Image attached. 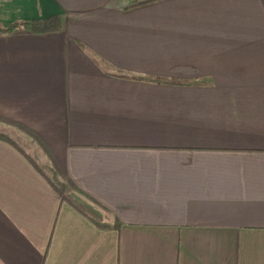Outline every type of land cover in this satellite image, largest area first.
Masks as SVG:
<instances>
[{
    "label": "crops",
    "instance_id": "0c3cea01",
    "mask_svg": "<svg viewBox=\"0 0 264 264\" xmlns=\"http://www.w3.org/2000/svg\"><path fill=\"white\" fill-rule=\"evenodd\" d=\"M48 16L0 33V134L71 186L0 140V264H264V0L0 2Z\"/></svg>",
    "mask_w": 264,
    "mask_h": 264
},
{
    "label": "trees",
    "instance_id": "16d2710c",
    "mask_svg": "<svg viewBox=\"0 0 264 264\" xmlns=\"http://www.w3.org/2000/svg\"><path fill=\"white\" fill-rule=\"evenodd\" d=\"M64 26L63 18L59 16H48L47 19L43 20H34L31 22H23L19 24H12L9 28L6 29H0L1 34H11L12 32L17 31L18 29H25V31L30 33H39V34H46V33H54V32H60L62 27ZM27 134H30V132L24 131ZM31 135V134H30ZM0 140H5L6 143L13 145L18 148V150L22 153L23 157H25L28 161H30L31 166L34 170H36L38 173H40L41 176H43V180L47 182L50 187L53 189V192L56 193L62 201L66 200V194L65 190L67 189V186H71L70 181L66 179L63 172L57 167L56 161L49 156L47 151L43 150V155L48 158L49 164L39 167L37 164V161L34 157H31L30 154L28 155L25 151L20 149L17 145L13 143L10 139H8L4 134H0ZM43 146V145H42ZM44 147V146H43ZM93 223H96L95 220ZM97 225V224H96Z\"/></svg>",
    "mask_w": 264,
    "mask_h": 264
},
{
    "label": "rangeland",
    "instance_id": "374dc122",
    "mask_svg": "<svg viewBox=\"0 0 264 264\" xmlns=\"http://www.w3.org/2000/svg\"><path fill=\"white\" fill-rule=\"evenodd\" d=\"M24 148H25V150L29 151L31 155L34 154L33 156L36 157V161H37V164L39 165V167H42V166L46 165L45 162H44V160H43V157L40 156V154L39 155H36L32 151V149H30V147H24Z\"/></svg>",
    "mask_w": 264,
    "mask_h": 264
},
{
    "label": "built area",
    "instance_id": "2783aa9c",
    "mask_svg": "<svg viewBox=\"0 0 264 264\" xmlns=\"http://www.w3.org/2000/svg\"><path fill=\"white\" fill-rule=\"evenodd\" d=\"M6 1H10V0H0V2H6Z\"/></svg>",
    "mask_w": 264,
    "mask_h": 264
}]
</instances>
